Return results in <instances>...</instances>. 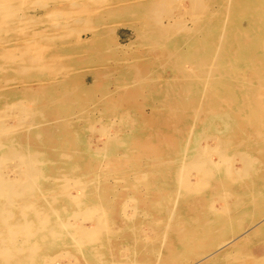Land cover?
<instances>
[{
  "label": "rangeland",
  "instance_id": "obj_1",
  "mask_svg": "<svg viewBox=\"0 0 264 264\" xmlns=\"http://www.w3.org/2000/svg\"><path fill=\"white\" fill-rule=\"evenodd\" d=\"M160 1H164L163 11H165V14L161 15L168 17L163 18V16H160V18L163 19L161 20L159 18L162 24L171 23L174 26L175 24L184 23V25L191 28V30L194 28L192 31L195 33L199 27L204 25L205 18L210 17L213 12H217L219 5L217 0H203L206 2H203L204 5L202 4L201 11L192 12L191 14L194 15V17L191 18L192 15L188 13L190 0H4V3L3 0H0V10L2 9L0 11V119H2L1 122L5 125L8 127L10 126L9 128H14L11 130L12 133H9V136H0V139H2L0 143L6 145L11 139L24 140L33 130L41 129V119L44 114L47 113L49 107L52 111L60 112V115H62H59V117H61L60 121L64 134H73V130L70 131V129H74L73 135L75 137V142L71 145L73 147L71 151H69L72 155V159H76V162H72L73 166L77 169H75L74 174L71 176L65 175L63 177H58V180L56 179L52 183L53 185L55 184L54 196L57 199L56 203L63 202L64 199L66 200L63 194L64 188L66 187L67 189L69 188L70 193L72 192L71 195L79 194L81 198H79L80 202L83 204V201L90 197L94 186L97 185V188L100 187L101 190L110 194L113 203L112 207L114 208V211L108 215L110 220L106 219L107 215H104V220L101 224L102 227L96 238L98 240L96 243L87 242L81 247L77 245L79 247L78 249L76 243L66 240L68 241L67 244L49 251L51 253H48L46 256L50 258L46 260V264H67L68 261L70 264L91 263L89 260L86 261L85 258L88 256L86 251L88 247L98 248L97 251L100 255L98 256L101 258L98 264H190L189 261L193 257L192 252H184V250L180 248L179 240H181V238L178 236V232L187 228L190 229V227L192 228L194 221L190 217L193 215L195 208H200L201 206H198L200 204L203 206V202L208 199L205 195L209 194L211 189H209V185L207 187V182L202 178V174L206 170L205 165H201L202 163H200L189 173V181L192 183L195 182L191 184L192 189H190L187 187L189 181L184 177L179 178V174L175 171L178 167V163H175L177 154L175 149L168 144L162 145L158 143L156 151L159 150V152L157 151L156 154H153L152 158L150 155L149 157L140 159L136 154L137 152L132 149L130 151L131 154L128 156L130 162L125 164L126 167L123 164H116L117 166L113 165V167H111L108 165L109 163H107L109 160L114 158L117 159V157H115L116 155L120 157L119 154H122V149L111 150L109 148L111 142L109 140L116 137L124 140V136L135 140L147 135V132L141 130L144 128L142 126L144 122L145 124L147 123V126H153L158 131L157 119L162 120L169 113L168 110L164 108L158 110L155 109V107H159V105H163L166 102L160 93L165 89L161 80H163L165 76H169L171 74L170 72H172L169 69L170 57L169 54L167 55L168 52L165 50L166 47L158 46L145 36V34H149L150 30L154 29V21L153 19L150 20L147 18L146 14L144 15V8L146 5L148 6V4L152 5ZM168 2L170 7L166 4ZM170 3L172 5L174 4V7H172ZM241 3H243V0H231L228 3V7L232 5L235 7ZM204 6L208 9H205ZM167 7L169 8L167 9ZM134 8L136 11H134ZM169 9L171 12L167 11ZM196 13L198 15L196 19H199L198 21L196 20L197 22L195 21V17H197L195 16ZM170 17L172 20H170ZM165 19H169L168 22H166L167 20ZM179 19L180 22L178 23L177 21H179ZM228 20H231V17L228 18ZM245 23L246 20L238 19L236 23L233 22V26L235 24L244 26ZM179 36L180 34H176L175 36L169 35V38L173 37L175 39ZM129 43L132 45L125 49L127 51L125 54L122 53L121 49L123 46ZM97 49L100 51L99 53L98 51L95 52ZM3 51L5 52L4 54ZM9 53L16 59H12V61L8 59ZM186 64L187 66L189 65L188 63ZM22 71L26 72L23 73ZM246 73H249V71H246ZM102 74L107 75L103 77ZM249 75H251V73ZM144 77L147 79L148 77H150L149 79H156L158 83L149 85L147 80L143 83L139 79ZM155 87L157 88L156 90H154ZM50 88L59 93L56 91L54 94L51 93L50 98L47 96L42 99L43 102L39 99L38 93H42L43 90ZM119 88H121V90L117 91ZM61 95L64 99L61 98ZM13 104H15V106H13ZM43 104H47L49 107L43 108ZM11 106L15 107V110H13ZM17 106L18 108H16ZM10 114H13V116ZM126 115H129V118H125ZM122 119L124 124L120 123ZM127 119H129V121ZM240 121L241 128H244L242 135H245V132H249L247 128L250 129V126L245 124V117L241 118ZM28 123L29 125H27ZM18 124L19 127L17 129L16 127ZM110 124L112 126H110ZM30 125L33 127L31 126L29 131H27ZM165 126L164 131L166 138L173 142L176 140L178 141L179 135L178 132L175 131L176 126L169 123ZM26 127L27 129L25 130ZM15 128L17 132H15ZM106 128L109 129L105 130ZM100 131H103L104 135H102L103 133ZM206 138L207 139L204 138L205 141L201 138V142L198 141V146L201 150L207 149L208 147L209 150L207 149V154L209 156H206L207 154L205 153L204 155H200L202 158L199 156L197 159L202 161V159L206 160V158H208V160L216 161L218 159L216 153L220 150L218 136L213 134L211 137L209 135ZM243 142L245 144L250 142V144H247L248 147L242 144L243 147L240 146L241 149L237 148V150L244 151L246 155L248 154L250 158L252 157V159L255 160V175L253 173L250 175L257 178L254 184L255 186L257 185L259 193H262L263 188H260L258 185H260V177H264V157L260 154L261 150L257 145L252 149L251 143L255 142L253 139ZM101 148H105V150H97ZM213 148L215 150L217 148V150L215 151ZM229 148L230 149L226 148L225 152L227 154L225 160L229 159L231 156L232 159L230 157L229 162L234 165V169H241V167H243V164H241L242 159L238 156H233L236 155L234 154L235 149L233 146ZM82 150H84L86 154ZM97 151L100 153L104 152V154L100 155V153H98L99 156L96 154ZM170 151L174 154L173 156ZM211 153L212 155H210ZM94 154L98 156H94ZM163 154L166 158L163 157ZM93 157L97 158L96 163L92 164L90 161L86 162L87 160L92 161ZM160 157L163 158L161 159ZM101 158L103 160H101ZM132 158L133 161L131 160ZM237 158L241 160H237ZM172 160H174V162ZM149 161L151 163H149ZM153 161L156 162L154 163ZM89 162L92 166L88 164ZM164 165L168 166L165 167ZM225 165L228 166V164ZM37 166L41 173H46L45 167L42 166V164L39 163ZM91 167L92 169H90ZM225 168L227 167L219 164L217 170L223 171ZM151 169L152 172L156 171L165 178L163 182L167 187L170 188L180 184L177 187L179 194L175 195L176 198L172 195L168 198H160L159 201L156 202L153 200L150 201V197H148L150 189L141 187V184H139L134 177L139 173L147 174ZM7 172L9 173V169ZM11 172L13 175V171ZM164 172H166V174ZM81 173H85V175ZM74 177L78 178L75 179ZM62 178L65 179L62 181ZM178 180L179 182H177ZM148 182L149 180H145V183ZM175 182L178 184L173 185ZM38 183L41 185L44 184L43 187L49 185L47 181L40 178H38ZM209 184L211 185L212 181H210ZM107 185L110 186L107 187ZM132 185L134 188H132ZM138 185L139 188H137ZM203 187H205V189ZM241 191L240 187L233 186L228 190L229 195H223L221 198H211V201L213 207L217 208L219 211L222 207H226L228 209L226 212L222 211L217 214L223 215L222 213L224 212L226 218H230L228 221L229 226L234 223L237 224L239 221L238 224L241 225V233L246 230L248 231L246 236H248L258 229L260 225L251 222L250 219H247L244 215L242 210L243 207H246L248 210L252 207L250 202H247L246 205L241 203L244 199ZM135 192H137L136 195L134 194ZM138 193H140V195ZM31 195L27 198L33 199V196H37L36 193ZM248 199H250V197ZM140 200L143 201L144 205L140 204L139 207ZM200 200L201 202L198 203ZM259 200L261 201V198ZM54 204L55 203L52 204L53 207ZM190 204H193L192 206L194 208H192ZM139 208H142L143 211L139 210ZM120 209L122 210L120 211ZM171 210H173L172 213L175 217L174 219H167ZM144 211L147 212H145L146 215H144ZM123 214L129 218L126 219ZM97 215L103 217V213L100 210H97ZM69 223L77 227H94L93 221L88 219L78 220V218H70ZM181 223L182 225H180ZM168 224L170 225L168 226ZM160 225L162 226L160 227ZM162 227H165V230ZM179 227H181L180 230H178ZM211 230H213L214 233L218 231L217 228ZM239 234L233 235L232 232L227 231L223 234V237L224 240L228 239L229 241ZM252 238L253 239L248 243L242 244L241 248L239 247V250L234 253L233 257L222 260L220 263L218 262V264H253V262L254 264H261L259 261H254V258L256 257L255 259H259L264 256V234L253 236ZM237 240V242L243 241L244 237L238 238ZM229 249L230 247L227 246L219 250L214 256H217L221 252L228 251ZM157 251H159V254L155 255ZM202 251L203 250L200 251L199 249L197 253L202 254ZM178 253L184 255L178 256ZM186 254L191 255L186 257ZM39 255L42 256L43 251H40ZM211 258H206L198 264H205L207 261L211 260Z\"/></svg>",
  "mask_w": 264,
  "mask_h": 264
},
{
  "label": "bare ground",
  "instance_id": "obj_2",
  "mask_svg": "<svg viewBox=\"0 0 264 264\" xmlns=\"http://www.w3.org/2000/svg\"><path fill=\"white\" fill-rule=\"evenodd\" d=\"M229 1L231 0H217V3L219 4L217 12H213L211 16L209 15L210 17L205 18L206 20L204 21V25L202 27H199L196 33L192 31L194 28L191 30V28L185 26L184 23H179L180 19L179 21H177L179 24H175L174 26L171 23L162 24L161 20L163 19L160 18V16H163L161 14H165V11H163L164 1L156 2L152 5L148 4V6H145L144 15L146 14L147 18H149L150 20L153 19L154 21V29L150 30L149 34H145V36L158 46H162L164 48L166 47L165 50L168 52L167 55L169 54L170 57L169 69L172 72H170L171 74L169 76H165V78L161 80V83L163 84L165 89L162 91L160 90V93L162 94V97H164L166 102L164 101L165 103L163 105L155 107V109L158 110L160 108L168 110L169 116L167 114L164 119H157L158 131L157 129H155V127L147 126V123L145 124L144 122L142 124L144 128H142L141 130L143 132H147L148 134L140 137L139 139L133 140L129 139L127 136H124V140H122L121 138L112 135L116 138L109 140L111 141L109 144V148L111 150L122 149V154H119L120 157L116 155L115 157H117V159L114 158L107 161V163H109L108 165L111 167L116 164H128L130 162L128 160V156L129 154H131L130 151L132 149L137 152L136 154L138 157H140V159L149 157L150 155V157L152 158L153 154H156L157 151L159 152V150L156 151L158 143L162 145H171L175 149L177 154L175 163H178V167L175 171L179 174V178L184 177L187 181H189V173L193 171L198 164L202 163L201 165H205L206 170L202 174V178L205 180V182H207V187L209 185V189H211L210 193L205 195L208 197V199L203 202V206L201 204L198 205L201 207H196L193 215L190 217L194 221V225L192 226V228L190 227V229L187 228L178 232V236L181 238V240H179L180 248L183 249L184 252H192L193 257L189 261L190 264H198L199 262L209 257H212L211 260L207 261L205 264H218V262L220 263V261L222 260L233 257L234 253L239 250V247L241 248L242 244L248 243L251 239H253V236L264 234V177H260V185L258 186L260 188H263V191L262 193H259V191L257 190V185L255 186L254 184L257 178L250 175L251 173H255V160L252 159V157L250 158L248 154L246 155L244 151L237 150V148L241 149L240 146H242V144L246 147H248L247 144H250V142L245 144L243 141L253 139V141L255 142L251 143L252 149L257 145L261 150L260 154L264 157V0H243V3L235 7L233 5L228 7ZM203 2V0L202 2L201 0H190L188 13L191 14L192 12H200ZM166 4H168L169 6V2ZM169 7H167V9ZM172 7H174V4L172 5ZM204 8L208 9L205 6ZM134 11H136L135 8ZM167 11L169 12L170 9ZM195 16H197L195 17L196 21V18H198L197 13ZM193 17L194 15L191 16V18ZM230 17L231 20H228V18ZM159 18L161 20H159ZM163 18L168 17L163 16ZM238 19L246 20L245 25L243 26L240 24L239 26V24H235L233 26V22L236 23ZM168 20L166 22H168ZM170 20H172V18ZM176 34H180V36L176 37L175 39L173 37L169 38V35L175 36ZM131 45L132 44L129 43L128 45L123 46V48L121 49L122 53L125 54V52H127L125 49L129 48ZM98 49L95 50V52L98 51ZM99 52L100 51H98V53ZM4 53L5 52L3 51V54ZM8 59H11L12 61V59L15 60L16 58H13V55L9 53ZM186 63H188L189 65L187 66ZM246 71H249V73H246ZM250 73L251 75H249ZM105 75L102 74L103 77ZM149 78L150 77H148V79L144 77L139 80L143 83L145 80H147L149 85L158 83L156 79ZM156 89L157 88L155 87L154 90ZM50 90L52 89H45L42 93H38L39 99L42 100L47 96H49L48 98H50L51 93L54 94V92L56 91L54 89L52 91ZM118 90H121V88L117 89V91ZM61 98H63L62 95ZM52 101L51 103L53 104ZM13 106H15V104H13ZM47 107H49L47 104H43V108ZM11 108L15 110V107L11 106ZM16 108H18V106ZM59 115L60 112L52 111L49 107L47 113H45L43 118L41 119V129L33 130L32 133L28 135V137L24 140L11 139L6 145L0 143V264H46V260L50 258H47L46 256L48 253H51L49 251L67 244L68 241H73L74 243H76V246L79 245L80 247L87 242L96 243V241H98L96 238L98 237L100 228L102 227L101 224L104 220V215H107L106 219L110 220L108 218V215H110L114 211L110 194L101 190L100 187L97 188V185L94 186L90 197H88L87 200H84L83 204H81L80 202V195H71L72 192L70 193L69 188L67 189L66 187L64 188L63 192V194L65 195L64 198H66V200L63 198V202L56 203L57 199L54 196L55 184L53 185L52 183L56 179L58 180V177H63L65 175L71 176L72 174H74L75 169H77L73 166L72 162L76 159H72V155L70 154L71 148L73 147L71 145L75 142V137L73 135L74 129H70V131L73 130V134H64L62 123L60 121L61 117H59ZM11 116H13V114ZM126 117L129 118V115H126L125 118ZM244 117L246 121L245 124H247V126L249 125L250 129L247 128L249 132H245V135H242L244 128H241L240 120ZM1 120L2 119H0V136H9V133H12L11 130L14 128H9L10 126L8 127L3 122H1ZM127 120L129 121V119ZM120 121L121 124H124L123 119ZM168 123L176 126L175 131H177L179 135L178 141L176 140L173 142L166 138L164 127H166L165 125ZM27 125H29V123ZM31 126L32 125H30L28 129L27 126L25 130L27 129V131H29ZM110 126L112 125L110 124ZM18 127L19 124L16 128L18 129ZM17 129L15 130V132H17ZM107 129L109 128H106L105 130ZM100 132L103 133V131ZM213 134L218 136V145H220V150L216 153L218 159L216 161L208 160V158H206V160L202 159V161L197 159V157H199L201 154H207L208 149L207 147V149L205 148L206 150H201L198 146V141H200L201 138H203L202 140H204V138L207 139L206 137H208L209 135L211 137ZM102 135H104V133ZM1 140L2 139H0V141ZM232 146L235 149L234 154H236L233 155V153L231 152L232 155L238 156L242 159L241 160L240 158H237V160H241V164H243V167L238 170L234 169V165L229 162L231 156L229 157V159L225 160V156L227 154L225 152L226 148L230 149L229 147ZM97 150L104 151L105 148ZM82 151L84 152V150ZM98 153L100 152L97 151L96 154ZM96 154H94V156ZM101 154H104V152L100 153V155ZM171 155L173 156L174 154L172 153ZM210 155H212V153ZM206 156L209 155L207 154ZM163 157H165L164 154ZM101 160L103 159L101 158ZM131 160L133 161V158ZM174 160L172 161L174 162ZM88 161L93 164L96 163L97 158L93 157L92 161L87 160L86 162ZM90 162L88 164H91ZM153 162L155 163L156 161ZM39 163L45 167V174L41 173V171L39 170L37 166L39 165ZM149 163L151 162L149 161ZM219 164H222L227 168H225L223 171H218L217 167ZM225 164H228V166ZM8 169L9 173L7 172ZM90 169H92V167ZM11 171H13V175L11 174ZM164 173L166 174V172ZM81 174L85 175V173ZM38 178L44 179L49 185H45V187H43L44 184L41 185L38 183ZM77 178L78 177H76L75 179ZM134 178L136 179V181H138L139 184H141V187H147L150 189L148 193L150 201L153 200L154 202H156L159 201L160 198H168L172 195L175 196L179 194L177 191V187L180 184L177 186L175 184L178 183L175 182L173 184L175 185V188L167 187L163 182L165 178H163L156 171L152 172V169L149 173H139L138 175H135ZM63 179L65 178H62L61 180L63 181ZM145 180H149V182L145 183ZM179 180L177 182H179ZM210 181H212L211 185L209 184ZM194 183L189 181L187 187L192 189L191 184ZM232 184L235 187H240L242 190L241 193L244 196V199L241 201V203L246 205L247 202H250V205L252 207L251 209L248 210L246 209V207H243L242 209L246 218L250 219L251 222H255L257 225H260L258 229H256L248 236H246L248 232L246 230L241 233L242 230L241 225L238 224L239 221L237 222V224L234 223L229 226L228 221L230 220V218H226L224 212L222 213L223 215L217 214L218 212L222 211L226 212L228 210L226 207H222L219 211L217 208L213 207L211 201V198H221V196L223 195H229L228 190L233 187ZM109 186L110 185H107V187ZM132 188H134L133 185ZM137 188H139V185ZM203 188L205 189V187ZM33 193H36L37 196H33V199H28L27 197H29L31 194L33 195ZM134 194L136 195L137 192H135ZM138 194L140 195V193ZM249 197L250 199H248ZM260 198L261 201L259 200ZM200 202L201 200L198 203ZM53 203H55L54 207L52 205ZM140 204L144 205L143 201L140 200L139 207ZM192 208L194 207L192 206ZM97 210H100L103 213V217L97 215ZM121 210L122 209H120V211ZM139 210H142V208H139ZM142 211L141 213L143 214ZM172 211L173 210H171L167 219H174L175 215L173 216ZM145 212L146 211H144V215H146ZM123 216L125 215L123 214ZM70 218H78V220H91L94 223V227H77L76 225L75 227L74 225L69 223ZM125 218L128 219L129 217L125 216ZM169 225L170 224H168V226ZM180 225H182V223ZM161 226L162 225H160V227ZM180 228L181 227H179L178 230H180ZM213 228H217L218 231L214 233V231L211 230ZM227 231L232 232L233 235L239 233L241 234L228 241V239L224 240L223 237V234ZM242 237H244V240L237 242V239H240ZM227 246L230 247L228 251L221 252L217 256H214L219 252V250ZM199 249L200 251L203 250L202 254L197 253ZM97 250L98 248L96 247H88L86 249L88 253V256L85 257L86 261L89 260V262H91H87L88 264H98V262L101 261V258L99 257L100 255ZM40 251H43L42 256L39 255ZM158 252L159 251L154 254L157 255L159 254ZM179 253L177 254L178 256L184 255ZM189 255L191 254H186L185 256L187 257ZM255 258L254 261L256 260L259 261V263L264 264V256L259 259ZM68 263L69 261L67 262V264Z\"/></svg>",
  "mask_w": 264,
  "mask_h": 264
}]
</instances>
